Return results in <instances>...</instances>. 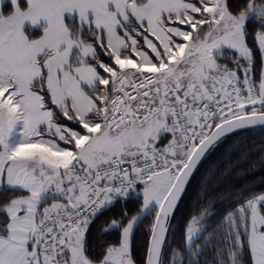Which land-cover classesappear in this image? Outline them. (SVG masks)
I'll list each match as a JSON object with an SVG mask.
<instances>
[{"label": "snow or ice", "instance_id": "obj_1", "mask_svg": "<svg viewBox=\"0 0 264 264\" xmlns=\"http://www.w3.org/2000/svg\"><path fill=\"white\" fill-rule=\"evenodd\" d=\"M0 264H264V0H0Z\"/></svg>", "mask_w": 264, "mask_h": 264}, {"label": "trees", "instance_id": "obj_2", "mask_svg": "<svg viewBox=\"0 0 264 264\" xmlns=\"http://www.w3.org/2000/svg\"><path fill=\"white\" fill-rule=\"evenodd\" d=\"M261 135H262V134L259 133V132L252 133V134H250V139H251V140H255L257 143H259L260 138H261ZM216 159H217V157H213V160L210 161L209 163L211 164V163L215 162Z\"/></svg>", "mask_w": 264, "mask_h": 264}]
</instances>
